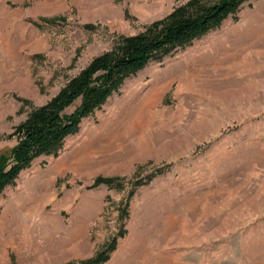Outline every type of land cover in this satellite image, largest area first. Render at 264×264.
Returning <instances> with one entry per match:
<instances>
[{
	"label": "rangeland",
	"instance_id": "obj_1",
	"mask_svg": "<svg viewBox=\"0 0 264 264\" xmlns=\"http://www.w3.org/2000/svg\"><path fill=\"white\" fill-rule=\"evenodd\" d=\"M0 1L2 155L96 56L188 0ZM114 238L103 264H264V0L132 74L0 195V264H79Z\"/></svg>",
	"mask_w": 264,
	"mask_h": 264
},
{
	"label": "trees",
	"instance_id": "obj_2",
	"mask_svg": "<svg viewBox=\"0 0 264 264\" xmlns=\"http://www.w3.org/2000/svg\"><path fill=\"white\" fill-rule=\"evenodd\" d=\"M248 1L188 0L165 19L137 34L121 37L112 50L96 56L54 98L34 108L11 133L18 141L9 153L0 155V195L37 158L58 156L66 138L78 132L82 120L100 108L128 77L219 27L230 16L237 15ZM78 99L80 104L69 112L68 108ZM114 182L115 178L99 177L95 185ZM116 241L117 238L112 239L96 256L79 264H103Z\"/></svg>",
	"mask_w": 264,
	"mask_h": 264
},
{
	"label": "bare ground",
	"instance_id": "obj_3",
	"mask_svg": "<svg viewBox=\"0 0 264 264\" xmlns=\"http://www.w3.org/2000/svg\"><path fill=\"white\" fill-rule=\"evenodd\" d=\"M0 11H1L2 13H5V9H4V6H3V4L1 3V1H0ZM157 93H158V91H157V89L154 87V88H152L147 94H145L144 96L139 95V96L135 97V98L133 99V101L136 102V103H147V102L153 100V99L156 97ZM74 156L77 157V154L74 155ZM76 159H77V158H76ZM76 159H75V160H76ZM72 160H73V159H72ZM78 160H79V159H78ZM55 171H56V169H53V172H55ZM49 181H50L49 178L42 177L40 180L34 181L32 186H33V188H34L37 192H39V193H43V192H45V191H47V190L49 189V185H50ZM48 191H49V190H48ZM42 195H43V194H42ZM9 206L11 207L10 212L12 211V213H14V214L12 215L11 218L8 219V221L10 222V220H12V221H14V220H16V219L18 220V218H17V214L22 213L21 206H20L19 204H17V205L15 204V205L13 206L12 203H11ZM8 217H9V216H8Z\"/></svg>",
	"mask_w": 264,
	"mask_h": 264
}]
</instances>
